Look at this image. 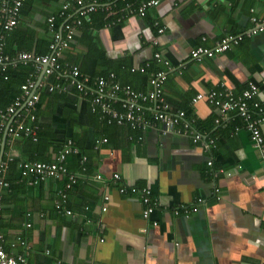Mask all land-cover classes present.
<instances>
[{"label":"crops","instance_id":"1","mask_svg":"<svg viewBox=\"0 0 264 264\" xmlns=\"http://www.w3.org/2000/svg\"><path fill=\"white\" fill-rule=\"evenodd\" d=\"M73 1L26 0L12 50L29 46L31 51H18L40 52L48 37L47 19ZM143 1L147 0L110 6V16L119 12L125 20L120 31L99 22L91 32L80 28L61 62L80 67L93 79L114 72L120 83L148 91L149 75L167 71L164 61L155 59L160 53L176 68L165 83L166 99L175 110L194 116L215 147L205 150L189 137L163 135L159 128L144 133L74 124L78 145L88 157V171L69 192L66 207L73 214L56 209L62 180L30 187L12 179V188L4 193L0 222L7 252L26 255L27 264H263L264 162L241 117L230 113L222 118L207 102L192 101L223 85L240 94L255 81L264 103V33L214 59L198 62L190 53L198 47H215L226 34L248 30L252 17H264V0H158L141 17L138 8ZM95 44L105 51L111 66L104 58L100 65L89 60L88 46ZM147 63L152 65L147 73L132 71ZM60 108L55 101H44V125L52 126L48 117ZM261 128L264 134V124ZM105 138L108 143L96 149V141ZM60 149L49 151V161ZM12 152L21 155L20 147ZM67 166L71 172L80 171L79 158L70 156ZM210 170L217 175L211 176ZM115 173L120 181L111 179ZM98 174L103 181L95 180ZM124 185L152 187L160 204L153 216L157 227L143 219L139 194L119 192ZM200 198L203 203H198ZM184 206L199 211L175 216L174 210Z\"/></svg>","mask_w":264,"mask_h":264},{"label":"built area","instance_id":"2","mask_svg":"<svg viewBox=\"0 0 264 264\" xmlns=\"http://www.w3.org/2000/svg\"><path fill=\"white\" fill-rule=\"evenodd\" d=\"M26 0H0V77L8 79L6 75L9 65L22 62L31 64L36 70V75H31L27 83L22 86L23 95L18 97L7 110L0 112V133L7 129L9 122L13 119L8 129L7 142L13 146L21 137H28L34 141L38 140L39 118L37 107L41 99L43 90L50 92H67L68 86L75 87L81 93V99L89 98L91 110L98 113L107 124H116L119 127H128L133 131L148 132L150 130L161 129L163 135L176 134L189 137L192 142L205 150L215 147V140L207 137L195 126L196 119L188 118V114L183 110H175L166 99L165 83L170 71L176 70L174 66L162 58L160 53H155V59L164 61L167 71H157L149 75V90L139 91L129 84H122L114 72L107 76L92 78L83 74L78 66H64L60 59L65 51L70 49L77 34L85 20L90 21L91 15L96 13L101 4L98 0H74L63 5L60 12L52 15L48 19L49 31L53 40L49 46L47 54H37L35 52H19L16 57L11 58L4 53L5 34L17 28L22 9ZM158 0L143 1L138 14L144 17L147 9L157 6ZM110 12L111 7H106ZM74 12V14H73ZM58 19L65 21L61 29H57ZM164 28L159 29V33L164 32ZM264 33V17H252L251 27L240 34H226L213 48L198 47L191 51L192 60L201 62L203 59H214L226 53L235 46L240 45L246 38H253ZM151 67L150 63L138 68H133V72L147 73ZM43 75L40 81V76ZM55 76L56 82L50 79ZM262 86H264V73L261 74ZM261 87L255 81H250L245 90L240 94L223 85L221 90H214L207 94L200 93L193 99L196 105L201 101L211 105L218 115L225 118L230 113H235L244 121L245 129L251 133V140L254 148L258 151L264 162V134L262 125L264 124V103L259 98ZM220 123V119L216 120ZM142 140V137L140 138ZM108 139L96 141V149L102 144H107ZM1 152V151H0ZM14 153H9L6 162L0 164V219L2 218L3 196L5 190L10 187L6 181V174L9 164L14 159ZM70 156L80 157V171L71 172L68 169L67 161ZM88 157L82 154V150L74 140L69 139L63 144L56 158L51 162H28L23 165V176H34L35 180L30 185L45 182L48 179L65 180L66 187L60 191L62 202L56 204L59 212H64L71 216L73 212L66 210L64 203H67L65 190L75 187L84 174L87 173ZM209 167L213 166V161L208 162ZM213 177L217 175L215 170H210ZM113 181H120V174L115 173L111 178ZM95 180L103 181L100 174L95 176ZM219 192V189H215ZM121 194L131 192L139 194L142 201V217L147 222L157 227L159 222L153 220V216L160 208L158 198L154 196L151 186L137 187L135 185H124L119 189ZM109 197L106 198L108 200ZM202 198L198 203H203ZM107 206L104 211L107 212ZM198 207H181L174 210L175 216L198 212ZM28 227H31L28 224ZM26 246V242H21ZM6 240L0 228V264H27L26 255H12L5 250ZM49 254V252H47ZM264 264V262H263Z\"/></svg>","mask_w":264,"mask_h":264},{"label":"trees","instance_id":"3","mask_svg":"<svg viewBox=\"0 0 264 264\" xmlns=\"http://www.w3.org/2000/svg\"><path fill=\"white\" fill-rule=\"evenodd\" d=\"M98 1H99V4L102 5V7H100L96 13L91 15L90 21L85 20L80 28H83V31L90 30L91 32V30L93 31V29L97 30L96 27H98V25H96V22H99V26L100 25L110 26L113 29L116 28L117 30L120 31L124 25L125 20L119 17L118 15L120 14L119 12H116L115 15L110 16L106 7L108 5L109 6L116 5L117 7L121 8L124 6L123 3L127 4V0H98ZM112 8H114V6ZM116 9L119 10L118 8ZM48 19H47V29H46L48 37L43 41L40 52L36 51L37 54H42V55L47 54L49 52V46L53 40V36L51 32L49 31ZM64 21H65L64 19L62 20L58 19V23H57L58 30L61 29V25L63 24ZM154 25H156V29L159 32V29L161 28L160 25L159 24H154ZM80 28H78V30ZM15 30L16 28L12 32L5 34L4 53L10 56L11 58L16 57L17 53L21 52L18 50H23V51L32 50V47H29V46H25L24 48L18 47L16 50H12L13 44L11 40L13 36H15V40H16V37H18L16 36L17 31ZM78 30H77V33H78ZM77 37L78 36L76 34V36L74 37L75 38L74 42L76 39H78ZM88 48H89V54L87 55V57L89 58L90 61L93 62V65L95 64L100 65L99 63L100 59H103V58L105 60V63L110 64V66L111 64H113L112 61H109V60L106 61L107 60L106 53L104 50H102L98 46V44H95L94 47L88 46ZM101 63L103 64V62ZM106 68L107 70L109 69V67H106ZM36 72L37 70L31 64H24L22 62H18L16 64L9 65L7 72H6L8 79H5L4 77H0V112L1 111L5 112L7 108L18 97H21L23 95L22 86L25 83H27L31 75H36ZM89 74L95 76L94 73H89ZM50 81L52 83L53 82L55 83L56 82L55 76L52 77ZM46 99L55 101L61 106V108L56 111L55 115L48 117L54 129H52L51 125L49 126L44 125L43 120L46 118L41 116L42 105L44 101H46ZM78 107H80L79 110H78ZM36 113L39 118L38 140L34 141L31 138L23 136L19 140H17L15 143H13V146H11L8 142L6 144V149H5L2 162H6L8 154L13 153L12 150H16V148L18 149L20 147L21 155L20 156L15 155L13 161H11L9 164V169L6 174V181L9 182L10 187L6 189L5 192L12 188V179L21 180L22 182L24 181L25 184H27L30 187L42 185L43 183L51 180V179H48L45 182H39L38 184L30 185V182L34 181L35 177L31 175L23 176V170H24L23 165L28 162H51L49 161L48 156H47L49 154V151L51 149L53 150L59 149L69 139L74 140L75 143L78 145V139L76 138L75 130L73 128L74 124H87V125H92L94 128L101 127L103 125H106L108 127H118L116 124H113V125L107 124L106 121H103L101 119V116L98 113L92 112L91 106H90V99L89 98L81 99V93L75 87L70 86V85L68 86L67 92H64V93H59L57 91L50 92L48 90H43ZM188 118H195V117L188 114ZM195 124H196L195 127L199 131H201L200 127L198 126L197 119H196ZM4 133H5V130H3L2 133H0V151H1V144L4 138ZM75 158L76 160L78 158L80 160L79 156H75ZM87 167H88V163H87ZM54 180H57V179H54ZM62 182L65 188L66 181L62 180ZM74 188L75 187H73L71 190H67V189L65 190V194H67V199L69 196V192L72 191ZM3 202H4V196H3ZM58 202H62V196L60 195V192H59V199L57 200L56 204ZM66 204L67 203H64L65 209L70 210L66 207ZM3 206H4V203H3ZM3 218H4V207L2 209V218L0 219V222L3 220ZM5 240H6V237H5ZM5 250L7 251L6 244H5Z\"/></svg>","mask_w":264,"mask_h":264},{"label":"water","instance_id":"4","mask_svg":"<svg viewBox=\"0 0 264 264\" xmlns=\"http://www.w3.org/2000/svg\"><path fill=\"white\" fill-rule=\"evenodd\" d=\"M43 75L44 73L40 76V81L42 80L43 78ZM13 122V119L9 122L8 126H7V129H6V132L4 134V138H3V141H2V144H1V152H0V164L2 163L3 161V157H4V153H5V149H6V142H7V136H8V129L9 127L11 126Z\"/></svg>","mask_w":264,"mask_h":264},{"label":"bare ground","instance_id":"5","mask_svg":"<svg viewBox=\"0 0 264 264\" xmlns=\"http://www.w3.org/2000/svg\"><path fill=\"white\" fill-rule=\"evenodd\" d=\"M5 132H6V130H5Z\"/></svg>","mask_w":264,"mask_h":264}]
</instances>
